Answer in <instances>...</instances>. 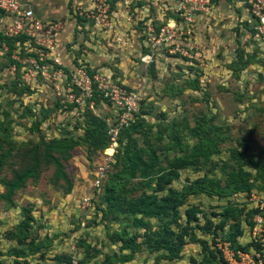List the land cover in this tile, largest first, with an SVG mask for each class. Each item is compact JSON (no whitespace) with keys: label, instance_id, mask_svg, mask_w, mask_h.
<instances>
[{"label":"rangeland","instance_id":"374dc122","mask_svg":"<svg viewBox=\"0 0 264 264\" xmlns=\"http://www.w3.org/2000/svg\"><path fill=\"white\" fill-rule=\"evenodd\" d=\"M26 1L44 23L54 20L60 28L52 51L43 50L34 38H22L12 51L0 40V132L16 142L0 172V192L1 180L10 179L14 170L30 163L31 147L39 137L75 141L69 151L54 152L71 188L66 192V183L54 177L53 166L41 161L38 177L27 179L14 192L13 206L0 200V261L15 264L2 255L12 247L29 250V264H61L67 250H73L78 264L117 259V253H112L117 244L111 238L120 233L122 220H128L118 208H125L126 201L143 192L152 193L156 186L154 179L146 183L139 169L128 177L131 156L125 146L148 143L164 165L167 159L188 154L192 144L203 142L221 150L212 156L218 163L208 172L215 181L204 184L211 194L200 192L201 185L184 187L201 178L208 164L199 170L180 168L179 176L156 194L161 199L172 191L182 193L184 204L178 208L182 214L193 206L197 216L186 238L196 241L191 247L198 255L195 260L213 250L221 264H235L231 250L240 249L238 244L256 245L252 227L258 225L259 233H264V177L255 176V169L246 166L251 189L233 192L224 184L226 167L221 169L229 163L232 147L246 151L254 160L258 156L264 165V39L256 37L248 21L252 17L249 0H212L207 12L193 14L189 21L176 14V0ZM173 19L183 33L176 42L195 55L186 57L174 49L170 53L162 43L147 58L145 24ZM4 24L0 20V27ZM33 54L42 56L49 74L56 67L66 73L75 67L89 68L127 91L137 90L141 99L136 121L121 124L117 108L94 95L76 92L79 100H72L69 79L57 80L41 72L25 78L36 58ZM107 147L112 151L108 153ZM100 167L104 170L95 187ZM169 204L165 202L164 207ZM226 208L231 210L226 212ZM29 213L34 222L26 230L28 245L6 239L4 233ZM257 215L259 223L254 219ZM166 218H147L150 232L162 229ZM180 222L184 224V215ZM131 230L145 233L142 228ZM187 253L175 262H159L193 264ZM155 254L140 248L128 264H152Z\"/></svg>","mask_w":264,"mask_h":264},{"label":"trees","instance_id":"16d2710c","mask_svg":"<svg viewBox=\"0 0 264 264\" xmlns=\"http://www.w3.org/2000/svg\"><path fill=\"white\" fill-rule=\"evenodd\" d=\"M22 38L23 36L5 37L0 32L1 43L4 42L7 47H9V51H12L17 45V42H19V40L21 41ZM143 52H148V49L144 46ZM33 56L36 57L39 63H42L41 57H38L36 54H33ZM13 62L16 61L14 60ZM65 71H68L67 68H65ZM87 72L91 75L95 73L94 70H89V68H87ZM93 95L96 100L98 98L103 99L96 94V91ZM137 117L138 116H136V118L130 123L136 121ZM15 146L16 142L5 131L3 132V130H1L0 172ZM74 146L75 141L67 138L46 141L42 137H39L38 142L34 143L31 147L30 163L19 170H14L10 179L1 180L3 192H0V200L6 202L9 206H13L12 197L14 192L22 187L27 179H36L38 177V168L41 161L53 166L54 177L56 179H62L66 183V192L70 191V180L63 169L61 161L54 152L63 154ZM125 148L131 156V163L127 168L128 177H134L136 170L139 169L141 176L146 179V183H149L154 179L156 186L152 188V193L145 194L143 192L140 196L126 201L125 208H118L123 212L121 213V211L118 210L119 214L124 215L123 217L128 220L127 223L122 220L121 223L123 226L119 227L120 233H117L115 237L111 238V240L117 244V250H113L112 252L117 253V259L113 260L112 258H107L108 262H105V264H112V262H127L133 258L134 254L138 252L140 248L146 249L148 253L156 252L152 264H163L159 262L161 259L167 260L168 262L176 260L181 257L182 249L186 243L196 242L193 241L194 239H187L186 236L188 235L191 221L195 220V216L197 215L192 211V205L187 206L184 209L183 214L178 210V208L184 204V199L182 198L183 194L179 191H172L170 195L163 196L161 199L157 196L156 192L160 191L164 184H168L172 179L177 178L179 176L180 168L191 167L194 170H199L202 165L208 164L209 166L205 169V173L201 178L190 181L189 186L184 187L189 189L190 187L201 185L202 190H199L200 192L206 195L211 194L210 191L206 190L204 184H210V182L215 181L208 176V172L218 163V160H214L212 156L218 154L221 150L216 146L214 147L213 143L206 145L203 142H196L190 146L188 154L185 153L184 156L175 157L172 161L167 159L163 165L161 159L158 158L155 148L148 143H146V145L131 143L127 144ZM106 150L107 152L112 151L110 147H107ZM228 152L230 161L228 164L223 163L224 166H221V169L226 167V170H224V184L226 187H230V190L233 192L249 191L251 189V184H249L248 180L251 176V172L250 170L245 169V167L251 166L256 171L255 176L263 178L264 165L260 164L262 159L257 156L254 160L250 154L246 153V151L239 150L236 147L230 148ZM165 202L170 203L168 208L164 207ZM113 204V201L111 203L108 202L106 207H111ZM116 205H119L118 202H116ZM168 210H170V212H168ZM225 210L226 212H229L231 209L226 208ZM183 215L184 224L180 222L181 216ZM160 216L167 217L162 222V229L151 230L152 232H150L152 224L147 218ZM123 217L120 216V220L124 219ZM33 219L34 216L30 213L27 215L24 214L23 219L15 225L14 229L4 233V237L8 240L15 241L17 244L24 243V245L27 246L28 244H25V240L29 236L26 233V230L28 228V223H31L32 225L34 222L31 221ZM124 223H126L127 226H125ZM172 224L176 227V230L171 227ZM218 226H220V224H217V227ZM132 228H142L145 233L140 234L139 232H135V230H131ZM214 231L215 230L213 229V233H215ZM200 241H203V239H200ZM250 245L252 244L247 246L238 244L241 250H248ZM252 246L258 247L257 243ZM65 252L67 258L65 261H62L61 264L69 263L72 254H74L73 250H67ZM29 253V250L26 248L12 247L2 255H5L12 260L14 259L13 261H15V264H29L27 263L28 257L31 258V254ZM216 256L215 251L210 250L208 253L203 254L202 258L199 260H195L196 258L194 257L191 259L194 261L193 264H221V262L216 259ZM4 262L5 260H2L0 261V264H5ZM77 262L79 263V258H77Z\"/></svg>","mask_w":264,"mask_h":264},{"label":"built area","instance_id":"2783aa9c","mask_svg":"<svg viewBox=\"0 0 264 264\" xmlns=\"http://www.w3.org/2000/svg\"><path fill=\"white\" fill-rule=\"evenodd\" d=\"M211 5L212 0H176V14L181 17V20L189 21L191 20V15L207 12ZM248 5L252 16L248 20L251 28L255 31L257 38L261 37L264 39V0H249ZM0 20L5 23L3 27H0V32L5 37L23 36V38H30L31 40L34 38L38 40L36 41L42 46L43 50L47 51H52L56 47L60 23L54 20L44 23L42 19L35 15L26 0H0ZM181 35L183 33H181V28L176 19L163 23L148 21L144 27V47L148 49V52L144 54L151 59L154 51L158 48L157 45L164 43L169 47L168 52L170 53L174 49L180 55L193 57L194 53L191 54L192 51L188 50L187 46L176 42V38ZM2 45L4 48L7 47L4 42H2ZM35 53L42 54L43 52ZM39 57L42 58V56ZM47 70L44 64L39 63L34 58L30 63V67L24 73V77L27 78L28 76L30 78L34 73L41 72L45 76H52L57 80L69 79L70 87L68 91L71 92L70 97L72 100H79L75 96L76 92L91 97L96 91L98 96L109 101L113 107L117 108V116L121 124L128 125L136 118L141 99L137 90L127 91L120 84L101 74H89L83 67H75L73 70H69L68 73L57 67L52 70V74L47 73ZM102 170L104 169L100 167L94 177L95 184L93 185L95 187H98L101 182ZM261 209H263L261 213L264 212L263 206H261ZM254 219L257 223L262 221L260 215H257ZM257 229L258 225L252 227L251 236L252 241L256 242L258 247L250 245L248 250H231L229 255L231 259L235 257V264H264V233H259ZM5 264H8V262ZM65 264H78L76 256L72 254L70 262Z\"/></svg>","mask_w":264,"mask_h":264},{"label":"crops","instance_id":"0c3cea01","mask_svg":"<svg viewBox=\"0 0 264 264\" xmlns=\"http://www.w3.org/2000/svg\"><path fill=\"white\" fill-rule=\"evenodd\" d=\"M33 10V9H32ZM194 243L193 242H188V243H186L185 245H184V247H183V249H182V252H181V257H179L178 259H181V258H183L184 256H186V253H187V251H188V253H187V255L189 256V257H194V258H196L198 255L197 254H193V252L191 251V247H192V245H193ZM137 253V252H136ZM135 253V254H136ZM135 256V255H134ZM133 256V257H134ZM178 259H176V260H178ZM176 260H174L173 262H175ZM130 261V260H129ZM129 261H127V262H124V263H119V264H128V263H130Z\"/></svg>","mask_w":264,"mask_h":264},{"label":"bare ground","instance_id":"6f19581e","mask_svg":"<svg viewBox=\"0 0 264 264\" xmlns=\"http://www.w3.org/2000/svg\"><path fill=\"white\" fill-rule=\"evenodd\" d=\"M109 153V152H108Z\"/></svg>","mask_w":264,"mask_h":264}]
</instances>
